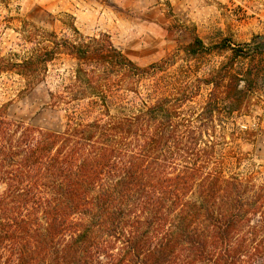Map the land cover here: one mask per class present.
Listing matches in <instances>:
<instances>
[{
    "label": "trees",
    "instance_id": "trees-1",
    "mask_svg": "<svg viewBox=\"0 0 264 264\" xmlns=\"http://www.w3.org/2000/svg\"><path fill=\"white\" fill-rule=\"evenodd\" d=\"M71 30L78 40L25 21L30 52L0 56V75L28 88L57 57L71 61L48 90L65 113L62 129L11 118L0 105V264H264V183L224 173L214 120L223 107L240 110L253 75L232 68L256 48L220 44L230 54L196 79L211 86L197 109L187 106L190 83L171 82L154 99L139 93L172 55L139 67L107 34ZM210 49L194 37L184 51Z\"/></svg>",
    "mask_w": 264,
    "mask_h": 264
},
{
    "label": "rangeland",
    "instance_id": "rangeland-1",
    "mask_svg": "<svg viewBox=\"0 0 264 264\" xmlns=\"http://www.w3.org/2000/svg\"><path fill=\"white\" fill-rule=\"evenodd\" d=\"M25 21L72 40L78 35L71 25L84 37L107 34L139 67L172 55L171 65L140 81L139 93L143 100L154 99L166 95L171 82L177 88L190 83L196 94L187 106L197 109L211 86L196 79L213 74L230 54L220 44L247 43L256 48L254 60L239 57L232 68L243 75L250 68L253 75L240 110L229 113L223 107L221 115L214 114L215 122L223 125L216 127L220 141L216 156L224 173L264 183V0H0V56L16 59L30 52L20 32ZM194 37L211 49L195 57L186 55L184 49ZM70 65L66 56L57 57L43 81L31 88L21 76L2 73L0 105L11 118L62 129L65 113L50 105L48 90L56 89L58 74ZM153 80L157 90L149 88ZM123 97L129 102L135 94L125 91Z\"/></svg>",
    "mask_w": 264,
    "mask_h": 264
}]
</instances>
